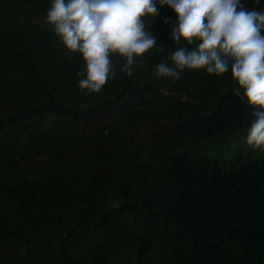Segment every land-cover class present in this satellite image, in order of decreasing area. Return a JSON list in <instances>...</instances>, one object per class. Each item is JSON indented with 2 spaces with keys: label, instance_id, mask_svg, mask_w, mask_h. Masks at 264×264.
<instances>
[{
  "label": "trees",
  "instance_id": "16d2710c",
  "mask_svg": "<svg viewBox=\"0 0 264 264\" xmlns=\"http://www.w3.org/2000/svg\"><path fill=\"white\" fill-rule=\"evenodd\" d=\"M50 6L0 0V264H264V151L213 157L256 110L231 73L153 75L185 46L164 5L133 75L111 54L115 79L82 90Z\"/></svg>",
  "mask_w": 264,
  "mask_h": 264
},
{
  "label": "clouds",
  "instance_id": "9594fccd",
  "mask_svg": "<svg viewBox=\"0 0 264 264\" xmlns=\"http://www.w3.org/2000/svg\"><path fill=\"white\" fill-rule=\"evenodd\" d=\"M164 5L177 16L164 19L173 41L185 46L156 64L153 75L179 81L185 69L216 76L230 72L243 90L236 94L256 109L243 141L264 151V8L249 10L241 0H51L46 22L58 41L85 61L77 73L80 89L99 93L117 74L111 54L125 59L119 70L132 76L144 63L137 58L157 46L147 19L155 21Z\"/></svg>",
  "mask_w": 264,
  "mask_h": 264
},
{
  "label": "rangeland",
  "instance_id": "374dc122",
  "mask_svg": "<svg viewBox=\"0 0 264 264\" xmlns=\"http://www.w3.org/2000/svg\"><path fill=\"white\" fill-rule=\"evenodd\" d=\"M246 136V129L236 132L234 135L230 136L224 140H218L215 144V152L213 153V157H225L227 158L229 154L233 153L236 147L243 145L245 149L248 146L243 138Z\"/></svg>",
  "mask_w": 264,
  "mask_h": 264
}]
</instances>
